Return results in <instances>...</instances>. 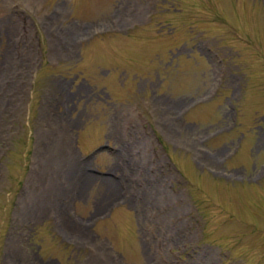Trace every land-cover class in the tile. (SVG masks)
I'll return each mask as SVG.
<instances>
[{
  "label": "rangeland",
  "instance_id": "374dc122",
  "mask_svg": "<svg viewBox=\"0 0 264 264\" xmlns=\"http://www.w3.org/2000/svg\"><path fill=\"white\" fill-rule=\"evenodd\" d=\"M0 84V264H264V0H0Z\"/></svg>",
  "mask_w": 264,
  "mask_h": 264
},
{
  "label": "bare ground",
  "instance_id": "6f19581e",
  "mask_svg": "<svg viewBox=\"0 0 264 264\" xmlns=\"http://www.w3.org/2000/svg\"><path fill=\"white\" fill-rule=\"evenodd\" d=\"M9 34H10V33H9ZM10 35H11V34H10ZM0 85H1V84H0ZM55 136H56V135H55ZM53 137H54V136H53ZM60 138H62V137H60ZM56 139H57V138H56ZM62 139H63V138H62ZM63 140H64V139H63ZM57 142H58V141H57ZM58 143H59V142H58ZM60 144H61V143H60ZM56 145H57V144H56ZM52 146H53V145H52ZM56 147H57V146H56ZM59 147H60V146H59ZM63 148H64V147H63ZM51 152H53V151L51 150ZM56 152H57V151H56ZM55 155H56V154H55ZM70 155H71V154H70ZM70 157H71V156H70ZM86 177H87V176H86ZM85 179H86V178H85ZM85 179H84V180H85ZM97 180H98V179H97ZM86 189H87V188H86ZM105 193H106V192H105ZM105 193H104V194H105ZM108 194H109L110 196H112V195L114 196L115 194L117 195V191L114 192V193L109 191Z\"/></svg>",
  "mask_w": 264,
  "mask_h": 264
}]
</instances>
